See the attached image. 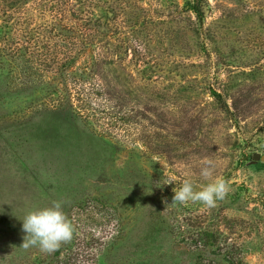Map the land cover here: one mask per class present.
Wrapping results in <instances>:
<instances>
[{
	"label": "rangeland",
	"instance_id": "374dc122",
	"mask_svg": "<svg viewBox=\"0 0 264 264\" xmlns=\"http://www.w3.org/2000/svg\"><path fill=\"white\" fill-rule=\"evenodd\" d=\"M255 154L264 0H0V264H264ZM216 178L213 207L171 204ZM52 201L71 240L23 247Z\"/></svg>",
	"mask_w": 264,
	"mask_h": 264
},
{
	"label": "clouds",
	"instance_id": "9594fccd",
	"mask_svg": "<svg viewBox=\"0 0 264 264\" xmlns=\"http://www.w3.org/2000/svg\"><path fill=\"white\" fill-rule=\"evenodd\" d=\"M200 175L208 180L213 175V166L206 161L200 170ZM229 185L222 178H216L204 184L200 190H195L193 184L185 180L179 188H174L171 204L199 202L213 207L215 202L225 197ZM61 201H52L44 208L27 212L22 219V231L26 234L23 247L36 246L41 252L51 253L62 243L70 241L73 227L63 212Z\"/></svg>",
	"mask_w": 264,
	"mask_h": 264
},
{
	"label": "trees",
	"instance_id": "16d2710c",
	"mask_svg": "<svg viewBox=\"0 0 264 264\" xmlns=\"http://www.w3.org/2000/svg\"><path fill=\"white\" fill-rule=\"evenodd\" d=\"M93 263H94V255L93 254H89L88 258L85 262L82 260L80 261L79 257H76V255L72 259L69 258L66 262H64V264H93Z\"/></svg>",
	"mask_w": 264,
	"mask_h": 264
},
{
	"label": "water",
	"instance_id": "95a60500",
	"mask_svg": "<svg viewBox=\"0 0 264 264\" xmlns=\"http://www.w3.org/2000/svg\"><path fill=\"white\" fill-rule=\"evenodd\" d=\"M261 158L264 159V157H261L260 154H255L254 156V160H257V161H259Z\"/></svg>",
	"mask_w": 264,
	"mask_h": 264
}]
</instances>
